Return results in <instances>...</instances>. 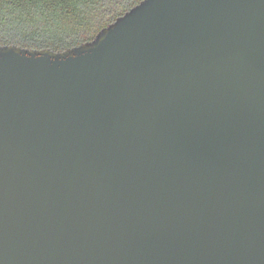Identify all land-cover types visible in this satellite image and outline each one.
<instances>
[{"label":"water","instance_id":"obj_1","mask_svg":"<svg viewBox=\"0 0 264 264\" xmlns=\"http://www.w3.org/2000/svg\"><path fill=\"white\" fill-rule=\"evenodd\" d=\"M0 264H264V0L1 45Z\"/></svg>","mask_w":264,"mask_h":264},{"label":"trees","instance_id":"obj_2","mask_svg":"<svg viewBox=\"0 0 264 264\" xmlns=\"http://www.w3.org/2000/svg\"><path fill=\"white\" fill-rule=\"evenodd\" d=\"M142 0H0V46L60 52L93 40Z\"/></svg>","mask_w":264,"mask_h":264}]
</instances>
